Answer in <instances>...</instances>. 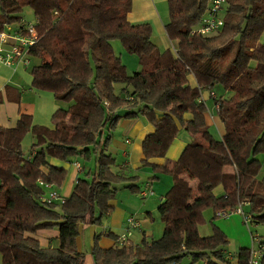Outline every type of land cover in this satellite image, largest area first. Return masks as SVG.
I'll use <instances>...</instances> for the list:
<instances>
[{
  "label": "trees",
  "instance_id": "1",
  "mask_svg": "<svg viewBox=\"0 0 264 264\" xmlns=\"http://www.w3.org/2000/svg\"><path fill=\"white\" fill-rule=\"evenodd\" d=\"M167 3L164 30L174 52L152 44L149 23L127 21L132 0H0V29L23 20L24 8L33 12L37 41L29 54L38 64L31 71L32 86L51 92L60 106L53 129L33 126L26 115L12 129L0 127L1 264H85L77 246L80 226L101 224L113 211L118 185L131 194L141 191L136 176L116 171L119 165L108 152L121 120L144 118L152 127L141 143L142 167L152 172L149 186L162 175L171 178L157 208L163 233L142 239L140 247H119L116 237L108 249L94 236L92 264L187 258L192 264H229L222 254L228 241L219 228L213 226L208 237L199 235L201 212L211 209L215 219L216 212L244 204L250 223L264 225L259 159L264 154V0H226L223 27L211 36L193 33L210 0ZM115 41L137 57L139 72L127 73L114 53ZM203 92L214 94L221 139L206 125ZM28 133L34 143L27 161L21 142ZM181 134L186 135L183 151L176 160L167 159ZM74 158L92 161L94 171L76 180L64 203L41 202L44 189L38 182L60 187L66 177V169L50 159ZM155 159L163 163H152ZM218 186L220 196L214 194ZM52 229L59 245L44 248L34 235ZM248 260L249 251L240 250L237 263Z\"/></svg>",
  "mask_w": 264,
  "mask_h": 264
},
{
  "label": "crops",
  "instance_id": "2",
  "mask_svg": "<svg viewBox=\"0 0 264 264\" xmlns=\"http://www.w3.org/2000/svg\"><path fill=\"white\" fill-rule=\"evenodd\" d=\"M167 0H132V7L130 12L127 14V21L131 24L149 23L152 27L151 42L160 50H176L175 43L169 41L164 30V24L168 20V8H164ZM161 7V9H159ZM115 45L112 42V47ZM114 50V48H113ZM115 52V51H114ZM121 55V54H119ZM117 56V55H116ZM123 58V55H121ZM118 57V56H117ZM32 59V58H31ZM120 59V58H119ZM138 61V60H137ZM122 62V60H121ZM38 64V63H37ZM30 60L29 66L13 65L6 66L0 63V127L3 129H12L16 126L18 120L22 115L29 116L33 126L46 127L53 129L52 117L54 113L60 108L59 104L54 100L53 94L48 91H42L32 86V75L31 71L34 66ZM130 69L134 72H128L129 75L141 70L140 65L137 63H128ZM127 69V66H125ZM189 85L195 87L196 83L193 77L188 79ZM202 98L205 102L207 112L205 113L206 125L215 133L218 132V139L224 134L223 126L216 115V106L213 99L210 98L207 92H203ZM212 102L211 107H208V103ZM152 132L151 125L144 118H137L133 120H121L117 125V128L112 133V139L109 144L108 152L115 157L117 164L116 171L124 173L126 176L136 178L142 167L141 160V143L146 135ZM34 139L31 134L25 135L21 142L22 152H27V149L33 145ZM186 145V141H174L172 146L167 152L166 158L169 160H176ZM29 148V149H30ZM80 158H74L70 162H55L50 159V163L60 165L66 169V177L60 187H53V190H58L62 197H68L72 191V188L79 177H84L88 172H93L95 169L92 161L86 162L82 165L78 162ZM155 164L163 163L162 159H155L151 161ZM79 165V168L75 164ZM262 171V170H261ZM136 173V174H134ZM264 176V172L260 173V177ZM158 179L157 181H159ZM149 181V180H148ZM154 181V182H157ZM154 182H151V186ZM1 184V181H0ZM194 184H196L194 182ZM140 190L142 187L139 185ZM167 188L166 192L168 191ZM47 191V190H46ZM126 192L127 190L124 189ZM165 192V193H166ZM118 193V190H117ZM164 193V194H165ZM163 193H160V203ZM216 196L223 194V189L218 186L214 190ZM142 198H146L143 197ZM113 211L104 217L106 225L102 227L100 234H96L93 230L94 236L100 235L98 245L102 249H108L114 247V238L118 237L124 232L126 226V220L129 217L127 210L124 206L114 200L111 202ZM149 213V212H147ZM214 212L212 211L211 221H213ZM233 216V215H232ZM230 217L226 219H220L214 221L216 226L223 233L228 234L232 227L228 222ZM140 233L146 240V237H150L152 234V225L148 219L143 218L140 221ZM138 231V232H139ZM212 234H207L204 237H208ZM34 237L39 241L40 245L44 248L57 247L59 245L58 231L52 230H41L38 231ZM203 237V236H202ZM141 239V241H142ZM146 241H149L146 240ZM79 247V242L77 241ZM93 247V240L92 245ZM79 249V248H78ZM80 250V249H79ZM81 251V250H80ZM82 252V251H81ZM225 252V250H223ZM222 252V253H223ZM229 258L232 257L229 255ZM230 259V260H231ZM92 256H85V264H92ZM1 264V258H0Z\"/></svg>",
  "mask_w": 264,
  "mask_h": 264
},
{
  "label": "rangeland",
  "instance_id": "3",
  "mask_svg": "<svg viewBox=\"0 0 264 264\" xmlns=\"http://www.w3.org/2000/svg\"><path fill=\"white\" fill-rule=\"evenodd\" d=\"M164 8H168L167 1L165 4H163ZM161 9V7H159ZM22 17L26 22H32L34 20L33 12L30 8H24L22 11ZM260 42L264 44V34L261 35ZM115 45H113L114 53L120 58V61L122 60V64L124 66H127L128 72H134L133 69H130L128 63H137V57L134 55H131L125 51L122 44L118 41L113 42ZM123 55V58L121 55ZM32 64L35 65L38 63L37 59L32 58L31 59ZM120 88H122V85L117 86L116 92L119 93ZM217 95V93H215ZM208 107L210 108L212 105V102L210 101L208 104ZM258 123H261V120H258ZM210 133L212 136L216 139H218L219 135L218 132H214L210 129ZM114 134V133H113ZM176 141H186V135L181 134ZM30 148V147H29ZM27 149V152L24 154L27 155L30 149ZM260 161L262 164H264V154L259 156ZM78 162L82 165L86 164V161L83 159H79ZM264 172V168H262V171ZM136 174V173H134ZM136 176V175H135ZM152 178V172L149 168L144 167L140 172L138 173V176L136 178V184L140 185L142 187L141 191L145 190L146 184H148V180ZM160 180L157 182H154L153 185L150 187L149 192L145 196L146 198H142L141 191L139 193L131 194L128 191H124L121 185H118L117 190L118 193H116L115 199L116 201L120 202L124 208L127 210V215L135 217L138 221H140L143 218H146L149 220V222L152 225V232L150 237H146V240H156L161 237L163 233V224L160 221L159 214L157 211V208L159 206V198L160 193H165L167 188L171 187L172 181L170 176L162 175L159 178ZM156 181V180H155ZM193 187L195 188V184H193ZM55 192L60 195V192L58 190H55ZM47 193L46 190H44V195ZM61 196V195H60ZM244 211H246L247 207H243ZM149 212V213H147ZM212 217V210L211 209H205L201 212V219L197 225V231L199 235L202 237L206 236L208 233L210 234L212 231V225H216L214 221L220 220L219 218H215L213 221H211ZM213 222V224H211ZM232 227L228 234L224 233V235L227 238L228 244L225 246L223 252L224 258L228 255L232 257V259L228 260L229 264H238L237 263V256L240 250L247 249L249 250L251 247V235H256L258 237L264 238V225H255V224H249L248 227L245 226L243 223V220L241 216L233 215L230 218V221L228 222ZM106 225V220L103 218L100 225L95 226H89V225H83L79 228V236L77 238V241L79 242V249L84 253L85 256H91V245L93 240V230L95 232H98L96 234H100L102 231V227ZM139 230L133 229L131 231V235L129 237L130 243L133 246L140 247L141 245V239L143 238L142 234ZM78 246V245H77ZM227 261V260H226ZM184 264H192L190 263V260L184 259ZM196 264H203L202 262H198ZM223 264V263H220Z\"/></svg>",
  "mask_w": 264,
  "mask_h": 264
},
{
  "label": "built area",
  "instance_id": "4",
  "mask_svg": "<svg viewBox=\"0 0 264 264\" xmlns=\"http://www.w3.org/2000/svg\"><path fill=\"white\" fill-rule=\"evenodd\" d=\"M226 0H210L209 8L202 17L199 26L194 30L193 33L202 36H211L216 34L223 27V20L221 14L225 6ZM37 41V32L35 27V21L26 22L24 19L21 20L17 25L6 24L0 29V63L6 66L23 65L29 66L31 56L29 49L35 45ZM203 94V93H202ZM210 98L214 97L213 93L207 92ZM201 101L204 102L201 97ZM29 154L25 155V159L30 160ZM77 168L79 165L75 164ZM47 193L40 197V201L43 203H64L65 197L58 195L52 186L38 182ZM150 186L146 184L145 190L142 191L141 195L145 197L149 192ZM244 204H239L234 209L218 211L216 212V218L226 219L232 215L241 216L243 223L246 227L251 222L250 215L244 212ZM140 222L133 216H130L126 220V226L124 232L118 236L116 244L119 247H128L130 245L129 237L133 229L140 230ZM249 251L248 264H260L261 260L264 259V238L256 235H251V247ZM229 260V255L225 257ZM167 264H184L181 262H168Z\"/></svg>",
  "mask_w": 264,
  "mask_h": 264
}]
</instances>
